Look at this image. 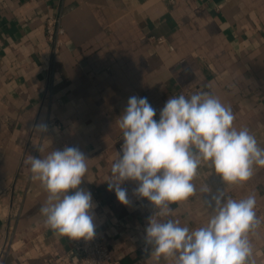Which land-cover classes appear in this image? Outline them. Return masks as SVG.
I'll list each match as a JSON object with an SVG mask.
<instances>
[{
	"label": "crops",
	"instance_id": "0c3cea01",
	"mask_svg": "<svg viewBox=\"0 0 264 264\" xmlns=\"http://www.w3.org/2000/svg\"><path fill=\"white\" fill-rule=\"evenodd\" d=\"M50 15H61L65 29L56 56L46 35ZM198 90L230 105L233 126L250 129L264 147V0H0V264H76L70 238L44 226L47 193L26 163L65 146L89 158L80 187L92 194L95 232L113 264H175L144 242L152 208L134 195L136 182L122 185L126 206L106 180L129 97H146L160 113L170 97ZM40 123L47 132L35 130ZM194 183L196 194L172 205L169 218L190 229L205 225V183L212 195L255 194L262 223L250 240L264 264V168L224 185L202 164Z\"/></svg>",
	"mask_w": 264,
	"mask_h": 264
},
{
	"label": "clouds",
	"instance_id": "9594fccd",
	"mask_svg": "<svg viewBox=\"0 0 264 264\" xmlns=\"http://www.w3.org/2000/svg\"><path fill=\"white\" fill-rule=\"evenodd\" d=\"M156 114L146 97H129L116 120L123 144L106 180L108 190L127 206L128 191L122 185L136 182L134 195L146 199L152 208L144 242L157 259L174 258L175 264H257L250 240L262 223L255 211V194L239 200L224 191L212 195L211 186L205 183L199 188L211 197L205 200L210 209L205 225L190 229L169 217L172 205L196 194L194 179L202 164L224 185L241 184L264 168V147L250 129L233 126L232 107L211 91L172 96L158 120ZM34 128L38 133L48 130L44 123ZM88 160L76 146L26 160L32 181L39 182L47 193L39 210L44 226L59 237L91 240L96 234V205L91 192L80 187Z\"/></svg>",
	"mask_w": 264,
	"mask_h": 264
},
{
	"label": "built area",
	"instance_id": "2783aa9c",
	"mask_svg": "<svg viewBox=\"0 0 264 264\" xmlns=\"http://www.w3.org/2000/svg\"><path fill=\"white\" fill-rule=\"evenodd\" d=\"M65 29L62 23L61 15H50L46 19V35L53 47V54L56 56L63 45V35ZM157 113V112H156ZM154 119H159V113ZM123 137L118 141V148L121 149ZM22 210V201H18L15 205L14 212L19 215ZM91 240L70 239L72 243L71 255L77 256L76 264H113L114 261L111 249L104 244L97 232Z\"/></svg>",
	"mask_w": 264,
	"mask_h": 264
}]
</instances>
